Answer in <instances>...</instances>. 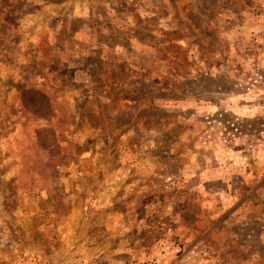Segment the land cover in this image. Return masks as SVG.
Segmentation results:
<instances>
[{
    "label": "rangeland",
    "instance_id": "374dc122",
    "mask_svg": "<svg viewBox=\"0 0 264 264\" xmlns=\"http://www.w3.org/2000/svg\"><path fill=\"white\" fill-rule=\"evenodd\" d=\"M0 264H264V0H0Z\"/></svg>",
    "mask_w": 264,
    "mask_h": 264
}]
</instances>
